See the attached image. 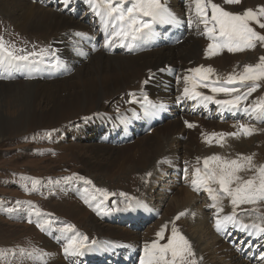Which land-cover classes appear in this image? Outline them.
<instances>
[{
  "label": "rangeland",
  "instance_id": "rangeland-1",
  "mask_svg": "<svg viewBox=\"0 0 264 264\" xmlns=\"http://www.w3.org/2000/svg\"><path fill=\"white\" fill-rule=\"evenodd\" d=\"M171 1L174 2L176 8L175 6L170 7L169 11H174L176 16L182 20L181 23L186 25L187 30H190L186 21L192 16L193 11L191 9L193 5H191L189 0ZM37 2H47L45 3L46 7H51L54 3H58L62 6L57 8L61 13L69 14V17L73 20L83 22L85 25H91L93 16L83 0H70L67 5H63L61 0H51L50 2L48 0H37ZM117 2L118 0H113V6ZM127 4H130V0H125L124 6H127ZM259 6H264V4ZM240 12L242 13L243 11L238 13ZM261 22H264V19H261ZM249 26L257 33L264 35V29L259 28L256 23H250ZM0 38H2L5 47L16 50L23 49L25 52H39L40 49L49 50L53 42L52 39L32 40L19 33L15 27L11 26L10 19L1 9ZM101 40H105L102 34L99 35L98 42L101 43ZM165 40L173 42L174 38L168 37L167 39L166 37ZM82 46L84 50L89 52L92 51L94 53L97 51L89 49L87 46L85 47L84 44ZM177 49H175V52ZM234 57L218 65L219 67H216L211 73L212 76L209 80L224 84L229 75L243 72L245 66H255L260 62V58L264 57V44L257 42L255 48L240 51ZM72 61H77V55L72 54L68 57V61L66 60L65 62L71 63ZM191 67L193 69V66ZM3 71L5 70H0V82L9 83L17 82V80L33 82L32 77H14V73H19L17 70H10L13 74L6 71L5 75L1 74ZM257 83L259 87L248 97V105L255 106L264 102V80H260ZM226 86L232 87L233 85ZM1 92L4 93V91ZM201 92L204 95H213L210 90H205V88L201 89ZM2 93H0L1 96ZM23 96L25 97L26 93H21L18 96L9 95L3 99L0 98V104H5L6 109L3 110L7 118L16 116L15 109L18 105L21 106L20 102H24ZM227 97V95L221 93L216 95L215 98L223 100ZM189 103V100H182L172 111H168V113L163 115L159 114V116L164 122H179L181 124L179 130L183 133L186 129L189 130L186 122L182 123ZM182 104H184L183 108L181 107ZM111 105L110 103L107 104V110H105L108 112V116L101 115L102 111L94 109L88 112H78L79 116H67L58 122H44V124L42 123V125L32 128H27L20 122L0 124V264H45L47 257H51L58 264H107L101 260H96L95 257H91L89 262L85 263L82 257L68 255L64 252V247L69 240L80 236L88 238L86 241L88 247L85 248L83 255L88 252H98L99 249L107 251L112 247L96 244L99 238H103V236L97 233V229L93 226L92 218L99 224L113 225L111 227L120 228L128 232L130 237L140 236L138 237L140 238L138 247L124 246L116 254L117 259L110 264H140L145 246L151 240L158 244L160 243L159 241L166 244L168 238L172 235L173 228L190 245L194 256L189 259L194 260L195 264H228V261L218 256L221 251L218 249L213 252L210 246L211 236H213L212 231L216 228V220L220 219L223 209L220 211L218 210L220 206H212L214 202L202 186L197 185L199 190H194L192 184L193 174L196 169H200L201 174H203L204 160L213 156L220 157L221 161L210 160L209 168H215L217 163L225 160L231 161L241 156H250L252 158V169L240 171L237 175L241 178V181L255 176L257 171L264 167V121H258L244 114L242 123L254 128L255 132L249 136L242 134L245 137L243 144L237 145L238 143H235L234 145L236 139L230 138L229 134L231 133L225 134L223 137H212L213 130H206L205 128L208 127L204 125L206 124L205 121L199 120L200 125L197 130L199 129V132L206 134L210 143L207 142L206 145L197 144V155L194 156H197L196 158L201 164L192 163V169L187 166L185 168L187 169L186 172L176 163V160H185L183 155H178L179 157L175 156L173 158L174 165L172 168L166 167L164 169L165 172L158 171L156 166L153 165V170L150 166L145 170H138L137 173L119 171L118 174L114 175L115 170L108 177H102L96 174L97 171L89 170L78 160L79 155L84 157L91 155L86 148L88 144L111 148H119L120 145L124 147L130 141H136V138L149 135L156 128L151 123L149 128H146L144 119L140 116L129 120L130 137L120 135L119 130H122L124 124H116L114 122L118 120L115 116L119 112ZM197 108H200V106L197 105ZM213 109L210 114L215 117L217 123L233 122L231 117H219V120L216 119L218 115L215 114ZM190 110L193 111V108ZM138 123L141 125H138ZM188 123L192 124V122ZM107 125L109 126L107 127ZM234 127H236V124ZM100 131H102V136L99 139L100 134L98 132ZM237 133L240 134V132ZM93 134L96 135L91 137ZM178 135L170 137L171 139L165 143L164 151L154 159L153 164L164 160L165 157L169 158V155H165L166 151L181 149V144L174 142ZM225 149L226 151H224ZM76 152L78 153L77 157L75 156ZM90 157L92 158L93 156L91 155ZM107 163L108 161L105 160L103 164ZM34 180L39 181L35 187H33L32 183ZM85 181L89 183H85ZM241 181L234 182L230 187L235 188L237 183ZM209 186L213 189L218 187V190L216 189L220 197L218 204H223L224 207H222L224 209L228 208L233 213L231 198L219 192V184L212 183ZM183 189L185 193L180 195V198H191V207L187 209V212H185V209H179L173 203L175 195ZM104 193H107V195H104ZM122 193L124 194L123 196L121 195ZM132 200H140V204L144 203L145 206H149L150 212L149 214L140 215L138 217L139 220L128 221L123 224L119 221V212H121L123 217H132L134 214L137 216L140 212L142 214L144 207L141 205L136 207L137 201L129 204ZM58 206L72 207L74 210L79 211L82 220L75 221L64 217ZM256 206L258 207H254V204L236 206L237 218L244 223L248 222L246 224L249 225L252 222L256 223L254 220L262 223L257 217H264V203H256ZM193 208L197 209L206 219L205 225L200 229H196V231L192 227V221L195 219V216L191 215ZM64 209L66 210V208ZM110 215H114V218L109 219ZM68 227L71 228V231H63V229ZM162 228L163 239L159 240L157 233ZM228 232L230 234L221 232L218 236L219 240H222L219 245L220 248H228L235 257H240L245 263L264 264V260L259 259L261 253H264V239H256L244 232L234 231L231 225L228 227ZM59 237L64 241H60ZM47 239L50 245L45 244ZM216 241L217 238H215ZM121 247L122 245L114 249L118 250ZM130 250L137 254L133 260L130 258L128 260L125 259ZM49 251L55 252L57 256H49ZM202 254L208 255L209 259H200ZM89 257L90 255L86 256V258Z\"/></svg>",
  "mask_w": 264,
  "mask_h": 264
},
{
  "label": "bare ground",
  "instance_id": "bare-ground-1",
  "mask_svg": "<svg viewBox=\"0 0 264 264\" xmlns=\"http://www.w3.org/2000/svg\"><path fill=\"white\" fill-rule=\"evenodd\" d=\"M50 1L51 0H48V2ZM69 1L70 0H68V2ZM83 1L88 6V9L91 10V15L93 16L91 25H85L83 22L73 20L69 17V14L61 13V11L57 9L60 6L58 3L51 5V7L55 8L53 9L51 7H46L45 3L47 2H37V0H0V9L7 14L11 26L15 27L19 33L24 34L32 40L52 39L53 41L50 46L51 49L48 50L49 54L44 57V63L40 64L33 71L25 69L17 70L19 73H14V77L18 78L32 77L33 82H23L24 80H17V82L9 83L0 82V93L4 91L2 96L0 95L1 99L9 95L18 96L21 95V93H26V96H23L24 102H20L21 106L18 105L16 107L17 110L15 109V117L7 118L3 110L6 109L5 104H0V124L7 122L15 124L16 122H20L27 128H32L40 126L42 123L44 124V122H58L67 116H79L77 114L78 112H88L94 109L102 111L101 115L108 116V112L105 110H107V104L110 103V105L112 104L111 106L119 112L118 115L115 116L118 120L114 122L116 124H124L122 130H119L120 135L130 137L129 120L140 116L143 117L146 128H149L150 123L152 126H156L154 132L136 138V141H130L124 147L120 145L119 148H111L88 144L86 148L93 157L91 158V155L88 154V156H86L87 158L79 155L78 160L89 170L97 171L96 174L102 177H108V175L115 170L116 172L114 175L118 174L119 171H123V173L126 171H129V173H137L138 170H145L150 166L153 170V165L156 166L158 171H164L166 167L171 169L174 165L173 158L178 155H183L185 159L182 161L176 160L177 165L182 167L185 172L187 171V169H185L187 166L192 169V163L201 164L198 162L197 156H194L197 155L196 146L197 144L206 145L207 142L205 141L208 140L209 137L199 132V129L197 130L200 125L199 120L205 121L206 124L204 125L208 127L205 129L213 130V133L229 134L239 132L238 125L242 124L245 113L242 110H229L217 106L214 103L205 105L202 101L189 100V107L185 112L182 123L192 122L194 127L189 128V130L186 129L183 133L179 130L181 126L179 122H164L159 116V114L163 115L168 113V111H172V109L178 106L182 101L177 102V98L181 97L183 94V89L185 87L184 77L186 75H193V73L189 71L192 69L191 66H193V69L202 67L204 69L211 68L214 71L216 67H219L218 65L230 60L238 53H229L225 49L215 56L206 57L205 50L211 41L204 35L203 24L196 21L194 6H192L191 9L193 11L191 18H186L188 19L186 21L187 25L190 19L193 21L191 25L189 24L190 30H187L186 25L182 24V20L171 10L177 17L178 23L161 24L155 22L152 25L154 35L138 36L137 39L133 40L131 36L115 35L114 32L117 30H114L110 18L98 15L97 11L93 10L87 3V0ZM61 2L65 5L63 0H61ZM162 2L168 9L175 6L174 2L171 0H162ZM214 2L221 4L226 10L235 13L249 8L256 10L258 5L264 4V0H241V3L237 5H224L223 0H214ZM127 6H130V4H127ZM61 7L62 6H60V8ZM184 11L186 10L184 9ZM144 19L148 20L149 18L145 17ZM100 34L105 37V40H101V43L98 42ZM166 37L167 39L168 37H173V42L166 41ZM82 44L89 49L97 51L93 53L92 51L89 52L84 50ZM177 44L179 45L175 46ZM176 48L178 49L175 52ZM72 54L77 55V61L66 63L65 61H68V57ZM49 56L50 58L48 59ZM57 60L61 66L55 68L51 67L50 65ZM0 70H5L1 73L2 75H5L6 71L13 74L7 67H2ZM211 76L212 75H210L209 78ZM189 87H191V85H189ZM201 89L203 88H198L197 90L201 92ZM129 93H133L134 95L130 96ZM229 98L231 97L228 96L226 99ZM244 103L248 104L247 101ZM152 105H162L163 108L157 107L153 109L151 107ZM197 105H199L200 108H197ZM243 106L244 104L241 105V108H243ZM181 107L183 108L184 104H182ZM191 108H193V111L190 110ZM212 108H214L213 111L215 114L218 115L216 119L219 120V117H231L233 122L227 121L224 123H217L215 117L210 114ZM212 122L214 123L210 124ZM235 124L236 127H234ZM138 125L141 124L138 123ZM108 126L109 125H107V127ZM102 131L98 132V134H100L99 139L102 136ZM96 134L91 135V137ZM175 135L178 136L175 138L174 142H179L181 144V149L166 151L165 155H169V158L165 157L164 160L157 161L153 164L154 159L164 151L166 147L165 143L172 138L171 136ZM230 138L236 139L234 145L235 143H238L237 145L243 144L242 142L245 140L241 132L236 136L230 135ZM224 151H226V149ZM77 155L78 153L76 152L75 156L77 157ZM105 160L108 161L107 164H103ZM216 189L218 190V187ZM197 190H199V188H197ZM183 193H185V190H180L173 198V203L177 205L179 209H185V212H187V209L191 207V198H180V195ZM135 201L140 200H132L129 204ZM262 203H264V201L257 202V204ZM140 205L144 207L142 214L140 212L136 216L132 212L134 216L123 217L121 216V212H119V221L124 224L128 221L139 220L138 217L140 215L149 214V206H145L144 203ZM216 205L220 206V211L223 209V213L220 214V219H222L223 216L232 214L228 208H223V204H218V201ZM254 207L258 206L254 204ZM64 208H66V210ZM195 208H193L191 215L195 216V219L192 221V227L196 231V229H200L205 225L206 219ZM58 209L66 218H71L75 221L82 220L79 211L74 210L72 207L67 208L65 206H58ZM112 218H114V215L109 216V219ZM254 221L260 223L257 220ZM92 222L95 229H97V233L103 236V238H99L96 244L112 246V249L110 248L107 251L99 249L98 252H88L85 255H79L84 259L85 263H88L91 257H95L96 260H101L102 262L110 264L117 259L116 254L120 252L124 246H139L138 240H140V238L138 237L140 236L135 235L130 237L128 232L117 227H111L113 225L108 226L106 224H99L93 218ZM246 223L243 222V224ZM253 223L254 222L251 224ZM212 234L213 236H211L210 242L211 249H213V252L218 249L221 251L219 255H216L228 261V264H249L241 260L240 257H235L228 248L224 247V249H222V247H219L222 240H219L218 236L221 232H217L215 228ZM215 238H217L216 242ZM59 240L64 241L60 237ZM153 242L155 241L151 240L148 245ZM159 242L161 245L165 244L161 241ZM45 244L50 245L48 239L45 240ZM120 245H122L120 249H114ZM48 255L57 256L55 252L50 251ZM87 255H90V257L86 258ZM136 256L137 254L130 250L125 256V259L128 260L130 258L133 260ZM201 258L205 260L209 259L206 254H202L200 256V259ZM44 263L58 264L55 263L51 257H47Z\"/></svg>",
  "mask_w": 264,
  "mask_h": 264
},
{
  "label": "snow or ice",
  "instance_id": "snow-or-ice-1",
  "mask_svg": "<svg viewBox=\"0 0 264 264\" xmlns=\"http://www.w3.org/2000/svg\"><path fill=\"white\" fill-rule=\"evenodd\" d=\"M65 5L68 0H63ZM194 6L196 21L204 26V35L211 41L206 50V57L215 56L223 50L229 53H236L255 48L257 42L264 44V35L254 31L250 27V23H256L259 28L264 29V6H259L256 10L245 9L242 13H235L226 10L221 4L214 0H190ZM87 3L93 10L97 11L98 15H103L110 18L115 35L131 36L133 40L138 36L154 35L152 25L155 22L161 24L178 23L177 17L169 11L162 0H130V6L125 7V0H118L113 6V0H87ZM241 0H223L224 5H237ZM210 11V15H209ZM149 18L145 20L144 18ZM193 21L190 19L189 24ZM49 54L47 49H40L39 52H25L23 49L16 50L5 47V44L0 38V68L7 67L9 70H25L33 71L40 64L44 63V57ZM51 67H60L57 60L50 65ZM193 75L184 77L185 87L181 97L177 98V102L181 100L202 101L205 105L214 103L217 106L227 108L229 110H242L250 118L264 121V102L255 106L248 105L244 102L248 97L257 90L260 80H264V57L260 58V62L255 66H245L243 72L239 74L229 75L224 84L218 81L209 80L212 73L211 68L204 69L197 67L189 70ZM250 82V83H248ZM191 85V87H189ZM226 85H233L228 87ZM198 88L210 90L213 95H204ZM225 94L231 98L216 99V95ZM235 94V95H233ZM130 96L134 95L129 93ZM131 102V101H130ZM244 104L243 108L241 105ZM153 109L163 106H151ZM186 126L191 128L193 124L186 122ZM239 132L244 136H249L255 132V129L247 124L238 125ZM239 133H231L229 135L236 136ZM225 134L212 133V137H223ZM205 142H210L206 140ZM221 161L220 157L213 156L204 160V172L201 174L200 169H196L193 174V188L197 190V185H200L209 194L213 200V207H216V202L220 199L217 190L211 188L212 183L219 184V192L224 193L231 198L233 205V213L224 216L222 219L216 220L217 232L230 234L228 227L234 230L246 233L248 236L256 239H264V217H257L262 223L243 224L237 218L235 207L241 204H256L264 201V167H261L255 176L247 180L241 181L237 175L240 171L252 169V158L239 157L236 160H225L217 163L215 168H209V161ZM237 183L235 188L230 187L234 182ZM33 187L39 181H32ZM85 183H89L85 181ZM107 195V193H104ZM124 195L123 193L121 194ZM136 207L140 206V202H136ZM219 210V209H218ZM63 231H71V228H65ZM158 239L163 238V228L157 233ZM87 237H74L69 240L64 247V252L68 255L79 256L84 254L87 248ZM95 243V242H94ZM194 256L190 245L179 236L175 228L172 229V235L168 238L166 244H158L153 242L146 245L144 255L140 259V264H195V261L189 259ZM260 260H264V253L259 256Z\"/></svg>",
  "mask_w": 264,
  "mask_h": 264
}]
</instances>
